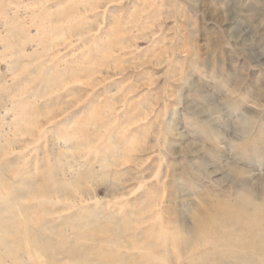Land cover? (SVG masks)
Wrapping results in <instances>:
<instances>
[{
    "label": "rangeland",
    "instance_id": "1",
    "mask_svg": "<svg viewBox=\"0 0 264 264\" xmlns=\"http://www.w3.org/2000/svg\"><path fill=\"white\" fill-rule=\"evenodd\" d=\"M0 264H264V0H0Z\"/></svg>",
    "mask_w": 264,
    "mask_h": 264
}]
</instances>
